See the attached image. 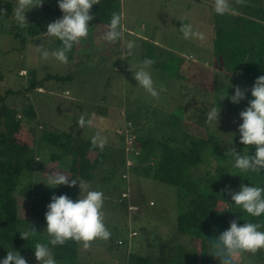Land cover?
<instances>
[{
    "label": "rangeland",
    "instance_id": "obj_1",
    "mask_svg": "<svg viewBox=\"0 0 264 264\" xmlns=\"http://www.w3.org/2000/svg\"><path fill=\"white\" fill-rule=\"evenodd\" d=\"M211 2L213 3V1ZM203 3H205L204 0H202V6L199 3L197 5L193 0H119L121 12L127 19L129 17L131 23L127 25L134 33L146 37V40L159 41L162 47L171 48L170 50L151 48L146 42L138 41L133 36L126 37L127 44L133 43V51L135 43L139 42L142 49L137 48V51L142 53L143 60L153 59L156 61L149 71L152 74L154 86L159 92L158 99L153 98L139 87L138 82L134 79L133 72L136 71L137 65L143 62L142 59L138 62L130 56L127 61H124L126 66H122L123 64L118 61H112L111 58L109 62L102 59L98 62L95 60L99 58L97 53L100 49L98 47H90L88 52L85 50L83 55L77 59L78 62L74 57H71L67 64L57 61L52 56H49L47 60L42 59L36 47L45 45L50 52L56 49L53 43L56 38H47L42 33L47 32L49 23L62 18L58 0H44L42 7L26 12L28 22L26 27H20L13 17L0 21V94H4L8 89L20 91V94L8 97L9 107L20 109L21 105H24V108L31 106L36 117V120L29 125L25 126L22 123L21 133L14 137V140L19 144H29V140H33L31 143L36 154L32 174L25 175L21 180L24 187H31V193L30 190L28 191L30 198L24 197L23 194L26 192L24 190L20 195H17L22 231L28 229V221L36 220L39 208L50 204L52 197L56 196V191H51L54 186L46 185L49 179L48 175L53 172L67 174L66 167L69 164L67 156H65L66 160L61 163L51 160L50 156L59 151L39 140L44 126L54 134L67 133L79 140H90L98 128L104 127V124L98 119L103 118L101 112L106 109L105 112L108 115L105 114V117L109 120L108 123H105L109 133L107 141H111L110 143L115 147H119L120 143L115 134L117 135V131L120 129L116 128L114 133V125H119L123 121V118L119 116L120 110L126 114L127 110L136 111L139 109L144 112L148 111L149 117L153 121L140 125L137 128L138 136L145 134L153 139L168 140L170 146L185 149L183 144L189 143L184 140L185 135L202 140V136L204 137L205 134H213L214 140L220 141V144L225 146L221 147L222 151L229 149V146H226L229 143L237 152L243 151L247 147L240 143L239 126L243 121L236 104L232 103L230 99L232 94H235V88H229V85L228 88H222L221 85H224L225 81L223 82L220 76L217 77V74L221 75V73H217L216 65H209V61H212L210 57L212 56V50L210 54L212 46L209 43L212 41V22L211 12ZM229 3L232 6L237 3V0H229ZM14 5L16 7V2ZM230 12L235 11L232 8ZM224 18L226 15L220 17V20H224ZM186 22L196 25L202 23V33L205 35V39L202 41V49H204L202 56L200 55L202 51H198L191 45L190 38L183 39L178 34L176 36L175 31L180 33L182 23L186 24ZM15 24L16 26H14ZM95 26L97 27L96 31L104 28V26ZM140 26H142L141 29ZM13 27H18V30L12 29ZM33 31L36 34L30 36ZM194 45L197 44L194 43ZM107 51L110 54L111 49L107 48ZM181 54L185 56L194 54L202 63H207L211 69H215L214 72H209L208 67L202 66V74L197 78L200 80L199 87L202 88V101L211 103L213 107L214 103L218 106L216 108L221 110L219 122L202 123L201 120L199 124H196V122L187 121L193 107L187 106L189 110L186 111L178 107L179 104L190 105L193 98V94L192 96L187 95L185 98L178 94L179 91L182 93L191 91V84L185 81L187 77L190 78L191 73L186 76L185 71L182 74L180 70L177 71V63ZM94 63L97 65H93ZM115 66L119 71H114L113 67ZM193 66L197 67V65ZM125 67L128 68L129 73H126L127 68L124 71ZM191 70L194 71L193 68ZM47 73L58 76L70 74L73 80L71 82H48L43 89L45 90L43 95L37 91H30L27 97L21 95V90L27 87L30 78L39 81ZM215 80L216 84H213ZM219 86L221 87L219 90L225 92L221 98H216ZM242 86L243 84L238 87L244 90L247 95L252 96L249 89ZM64 90L69 92L67 97L64 96ZM222 103L224 105L221 106ZM213 107L206 108L208 109L207 113ZM81 113H86L88 117L95 114L96 126L81 129L77 122ZM97 116L98 119H96ZM182 117L185 120L180 122L178 118ZM103 132L104 135L105 132ZM223 154L224 156H219V159L234 162L225 155V151ZM215 159V155L206 156V160L209 162ZM86 162V159L81 161L79 179L85 181L90 186V190L103 192L105 222L111 236L108 240L98 238L90 242L88 249H84L81 242L78 264H142L143 258L150 253H157L155 250L159 249L161 244L174 241V225L178 216L174 208L178 206L179 198L172 186L158 182L153 178H145L141 174L131 173V170L120 174V168L116 167L113 170L108 162L103 163L104 167L91 170V166L88 167ZM134 167L139 169L141 165L136 164ZM192 174L195 175L194 178L202 180V166ZM124 180L126 183L123 182ZM125 184L126 187H124ZM39 186H43V191ZM123 193L128 200L120 203L119 198ZM132 204H136L140 208L137 215H133L136 208L127 209ZM167 218L169 226L164 224ZM160 219L162 223L155 222ZM130 235L133 236L130 237ZM48 237L46 233L44 238ZM45 239L44 242H46ZM111 239L124 240L127 246L123 242L119 248L113 246L115 248L112 251L109 249ZM124 246L126 250H123ZM154 247L157 248L154 249ZM124 252L127 254L123 259ZM4 258L6 256L0 254V261ZM235 261L236 264H257L250 258H244L242 261V256L239 257V255L235 257ZM32 262V264L38 263L35 260Z\"/></svg>",
    "mask_w": 264,
    "mask_h": 264
},
{
    "label": "trees",
    "instance_id": "obj_2",
    "mask_svg": "<svg viewBox=\"0 0 264 264\" xmlns=\"http://www.w3.org/2000/svg\"><path fill=\"white\" fill-rule=\"evenodd\" d=\"M0 10H6V12L0 11V21H5L12 16L14 5L9 0H0ZM113 12H119L117 0H99L90 13L94 17L91 22L108 25ZM250 13V17L264 22L262 9ZM218 22L216 23L218 27H216L214 55L223 59L227 71L238 74L244 83L254 85L258 77L264 76V26L252 20L241 18L237 20L231 16H226L222 24ZM35 34L32 32L30 36ZM56 42L58 45L62 44L59 39ZM72 80L73 77L70 74L58 76L47 73L39 81L30 78L27 87L23 88L25 91L21 90V95L27 97L30 91L36 92L37 89H43L48 82H71ZM19 92L8 89L4 94H0V254L7 256L8 251L15 250L27 260V264H32V261H37L34 254L35 243H49L50 240L49 237L44 238L47 233L45 214L49 204L44 208L41 206L36 220L27 223L28 229L33 226L37 234L29 240L22 239L20 235L22 220L19 218L17 195L24 190L26 191L23 194L24 197L26 199L30 197L29 186L24 187L21 180L25 175L32 174L36 154L31 143L33 140H29V144H19L14 137L21 133L22 123L25 126L29 125L36 120V117L31 106L24 108L25 106L21 105L20 109L9 107L8 97ZM251 99L253 97L246 94V98L236 104L239 113L249 106ZM208 107L213 106L211 103L202 101V107H196L197 112L189 113L187 121L196 122V124H199L201 120L202 123L207 122L208 109L206 108ZM182 110L189 109L186 105ZM127 123L133 124L131 121ZM118 137L124 144V136ZM39 140L60 152L51 155V160L61 163L66 160L65 156H67L69 164L65 175L70 179L80 178V164L86 159V164L88 167L91 166V170L104 167L103 163L108 162L113 170L119 167L120 174L131 170V173L153 178L174 188L179 198L178 206L174 208L178 213L174 225V241L161 244L159 249L154 247L157 253L146 255L142 264H220L219 259L211 255L213 249L210 242L228 230L232 221H237L239 225L245 222L264 224V215L258 218L248 216L241 207L234 204L229 195V192L240 191L241 184L250 187H264V170L242 172L234 167V162L219 159V156H224V151L226 155L230 148L234 147L229 143L226 145L229 149L222 151L221 147L225 146L221 145L220 141H215L213 134H205L202 140L185 135L184 140L189 141L187 149L150 143L145 137L139 136L134 142L140 154L129 169L125 165L126 155L121 141H119V147L106 144L101 150L99 147H92L91 139L79 140L67 133L54 134L48 131L46 126ZM247 147L248 154L254 155L256 146ZM244 149L239 150L241 155L244 154ZM209 154L215 155L216 159L211 162L207 161L206 156ZM136 164L141 165V168L136 169L134 167ZM201 166L202 180H199L194 178L195 175L192 172ZM123 182L126 183L125 180ZM55 188L56 196L67 195L72 200L79 198V181L75 188L68 186ZM127 200L128 198L122 195L119 198L120 203ZM132 207L136 208L133 215H137L140 208L132 204L127 209ZM160 221L161 219L155 222ZM164 224L169 226L168 218ZM260 231H264V227ZM110 241L109 249L112 251L115 247L119 248L123 242L127 246L124 240L111 239ZM80 244L81 242L74 240L57 246L49 244L56 264H78ZM125 246L123 250H126ZM123 254L124 259L127 252ZM240 256H242V261L244 258H250L257 264H264V249L255 253L242 252ZM234 264H236L235 257Z\"/></svg>",
    "mask_w": 264,
    "mask_h": 264
},
{
    "label": "clouds",
    "instance_id": "obj_3",
    "mask_svg": "<svg viewBox=\"0 0 264 264\" xmlns=\"http://www.w3.org/2000/svg\"><path fill=\"white\" fill-rule=\"evenodd\" d=\"M44 0H16L14 8V18L20 27L28 25L26 12L43 6ZM244 0H237L242 4ZM99 0H58L59 9L63 16L47 25V32L42 33L47 38H57L61 41L62 47L49 51L45 45L36 47L41 58L47 60L49 56L57 61L67 64L68 53L74 44L79 43L82 38L89 35V22L94 19L90 14L93 5ZM214 11L217 15H225L232 11L229 0H213ZM6 12V10H0ZM122 13L113 12L107 31L102 39L107 42L119 40L124 31ZM180 32L185 39L195 38L203 41L204 33L193 30L191 24H183ZM130 51L133 43L127 45ZM156 61L145 59L137 65L133 72L134 79L138 86L143 88L153 98H159V92L154 86L152 74L149 71ZM132 71V69H131ZM235 87V94L230 97L231 102L239 104L246 98V92L238 86ZM253 99L249 101V106L240 112L243 123L239 126L240 143L245 146H256L255 154H248V147H245L244 154L241 155L235 148H230L226 153L234 161V167L242 172H260L264 170V76L255 80L251 88ZM220 108L213 107L207 114V122H219ZM78 125L81 129L96 126L95 114L88 117L86 113H81L78 117ZM103 129L98 128L91 137L93 148L99 147L101 150L107 144V137L102 134ZM46 185L49 187L68 186L75 188L77 181L81 195L78 199L72 200L67 195L53 196L51 203L47 206L45 219L47 222V234L50 237L49 243L37 242L34 245V254L39 264H56L51 248L52 246L63 245L66 241L74 240L82 242L84 249L90 247V242L96 239L108 240L111 232L106 227L104 212V194L101 191L90 190V186L83 180L70 179L62 172H53L48 175ZM71 180V182H69ZM53 187V188H55ZM232 201L250 217H261L264 215V187L246 186L241 184L240 191L229 192ZM264 224L245 222L239 225L237 221H232L230 228L222 232L219 237L213 239L212 256L219 259L220 264H234V257L242 252L255 253L264 249V231L260 229ZM37 234L35 228L20 232L21 238L29 240ZM0 264H27L18 251H8L6 258Z\"/></svg>",
    "mask_w": 264,
    "mask_h": 264
},
{
    "label": "crops",
    "instance_id": "obj_4",
    "mask_svg": "<svg viewBox=\"0 0 264 264\" xmlns=\"http://www.w3.org/2000/svg\"><path fill=\"white\" fill-rule=\"evenodd\" d=\"M193 1L197 5L199 3L202 6V0H193ZM204 1H205V3H203V4H205L206 5L205 7H208V9L211 12L210 18H211V22H212L211 23V27H212V29H211V31H212V41L209 42L210 45L212 46L211 49H210V54H211V50H212V56H210L212 61H209V65H216L217 73L218 72L221 73V75L217 74V77L220 76L222 78L223 82L225 81L223 83L224 85H221L222 88H228L227 87L228 85H229V88H231V87L235 88L234 86H239V85L243 84V86H245L247 88V90L249 89V92L251 94V88L253 87V85L248 84V83H244V81L240 78V76L238 74H233L232 72L227 71L225 69V67H224L223 59L222 58H218V56L214 55V41L216 39V27H218V25L216 23H217V21H219L218 23L222 24V22L224 20H220V17H223V15L221 16V15H217L215 13L214 4L211 2L213 0H204ZM11 2L14 5V2H16V0H11ZM117 2H118V6H119V12L118 13H122L121 9H120L119 0H117ZM232 6H231V8H233V10L235 12H229V13L226 14V16H231L232 18H237V20H239V18L246 19V20H252V21H255V22L259 23V25L264 26V22L263 21H259L258 19H254V18L250 17L251 16V13H250L251 11H254V10L259 11L261 9L264 11V0H244V2L242 4L234 3ZM14 8H15V5H14ZM91 11H92V9H91ZM62 16H63V13H62ZM11 17L14 18V14H12ZM51 17H53V15H51ZM233 22H235V21H233ZM122 23H123V26H124V31H123L122 37L119 40L115 41V42H107V41L102 39L104 33L108 30L107 29V25L106 24H102V23H93V22L90 21L89 22V28H90L89 35L86 38H82L79 41V43L74 44L72 50L67 54L68 55V60L71 57H74L76 60L79 59L83 55L85 50H86V52L89 51L90 47H92V48L93 47H98L100 50L102 49L101 52L99 50L100 53L99 52L97 53V54H99V58L95 59L98 62L101 61V59L103 61L109 62V59L111 58L112 61H118L119 63L123 64L122 66H124V65L126 66L124 61H127V59L130 56L133 57V60H135V61L137 60L138 62H139L140 59L143 60L142 53L140 54L139 50L137 51V48L140 49V50L142 49V47L139 44V42L135 43L134 51H133V48L130 51L128 50V48H127V45H128L127 43L128 42L126 41V37L127 36H133L138 41L140 40L141 42H146V44L150 45L151 48H158V49H166L167 48V47L165 48V46L162 47L161 42H159V41L146 40L145 39L146 37H144V36H142L140 34L134 33L128 27V25L131 23L129 21V17L127 19L124 16ZM183 24L184 23H182V25ZM186 24H189V22H186ZM95 25L104 26V28L101 29V30L98 29L99 31H96L97 27ZM191 25L193 27V30L202 32V23H200L199 25H196V24H191ZM14 26H16V24ZM141 27L142 26H140V29H141ZM14 28H16V27H13L12 29H14ZM16 29L18 30V27ZM44 33H46V31ZM175 33H176V36L178 34V36L183 37V34L181 32L177 33V31H175ZM183 39H184V37H183ZM189 40H191L190 43H191V45L193 47H195L198 51H202V53L200 54L202 56L203 50H204V49H202V41L199 40V39H195V38H190ZM56 41H57V38L55 39V41H53V43L55 44L56 49L62 47V44L58 45V43ZM194 43L197 44V45L195 46ZM107 48L111 49L110 54H108ZM170 49L171 48L168 47L166 50H170ZM77 62H78V60H77ZM93 65H97V64L94 63ZM193 65H197V67H194ZM209 65L207 63H202V61L200 59H198V57L196 55H194V54H186V56L184 54L180 55V60L177 63V71L180 70L181 74L185 71L186 76H188L189 73H191L190 74V78L187 77V79L185 80L187 83L191 84V88H190L191 91H189V93H188V91L185 92V93H182V92L179 91L178 94L181 97L183 96L184 98L187 97V95L188 96L189 95L192 96V94H193V98H192V102H191L190 105L189 104H184V105L183 104H179L178 107L184 108V106H186V105L190 106V107H193V110L191 111V113L197 112L195 110L196 107H202V88L199 87L200 86V80H199V78H197V76L202 74V66H204L206 68L208 67L209 70H210L209 72H214L215 69H211L209 67ZM83 66H87V65H83ZM100 66H103V64H100ZM126 68L127 67H125L124 71L126 70ZM192 68L194 69V71L191 70ZM113 69H114V71H119V70H117V66L113 67ZM205 70H207V69H205ZM23 72H25V71H23ZM129 72L130 71H128V68H127V72L126 73H129ZM214 78H216V77H214ZM124 83H126V81H124ZM213 84H216V80L213 82ZM220 88L221 87L219 86L218 90L216 91V95H215L216 98H221V96H223V93L225 92V91H220L219 90ZM43 89H42V91H43L42 93H39V92H37V93L43 95L44 92H45V90H43ZM214 92H215V89H214ZM227 92L229 93V91H227ZM228 93H227V95H228ZM68 95H69L68 90H64V96L67 97ZM232 96H233V94H232ZM213 105H214V107H218L214 103H213ZM222 105H224V103H222L221 106ZM105 110L106 109L103 110L104 112H101V115H103L101 117H103V118L101 120H99L98 116H97L96 119H98L99 122H102L104 124V127L100 128V129H103V131L106 133L105 134L103 132L104 136L107 137V135L109 133H108L107 128L105 127V123H108L109 120L105 117V114L108 115V113H106ZM146 114H147V116H146ZM119 116L121 118H123V121H122L121 124L114 125L113 122H111V124L115 126L114 133H115V129L116 128L122 129V128H124L126 126L127 122L131 121L133 123V124H131L132 125V134L134 136H138L137 135V128L140 125L144 124V123H147V122L150 123L151 121H153L152 119H150L148 111L144 112V111H140L139 109H137L136 111L127 110L126 114H124L123 110H120ZM178 120L180 122H182L183 120H185V118H183V117L182 118H178ZM115 136L117 137V139L119 141H121V139L116 134H115ZM141 136L145 137V139H148L150 141V143L169 145L168 144V140L153 139V138L145 136V134L141 135ZM107 139H108V137H107ZM110 142L107 141V144L111 145L112 143H110ZM163 142H165V143H163ZM183 145H185V147H186L185 149H187L189 144L187 143V144H183ZM122 147L124 148L123 142H122ZM40 169H42V168H40ZM39 187H42L41 190L43 191V189H44L43 186H39ZM28 190H30V193H31V187L30 186L28 187ZM51 191L52 192L56 191V188H51ZM39 193H41V192H39ZM133 205H136V204H133ZM175 211H177V210H175Z\"/></svg>",
    "mask_w": 264,
    "mask_h": 264
},
{
    "label": "built area",
    "instance_id": "obj_5",
    "mask_svg": "<svg viewBox=\"0 0 264 264\" xmlns=\"http://www.w3.org/2000/svg\"><path fill=\"white\" fill-rule=\"evenodd\" d=\"M24 73V72H22ZM37 92L42 93V89H37ZM67 94V93H66ZM118 136H124V149L126 155V167L129 169L135 163L136 158L139 156L140 151L136 148L135 137L132 134V126L130 123H127L126 126L119 131H117ZM122 197H126L125 193L122 194ZM134 235V233H133ZM133 235H130L133 236ZM120 244V242H118Z\"/></svg>",
    "mask_w": 264,
    "mask_h": 264
}]
</instances>
